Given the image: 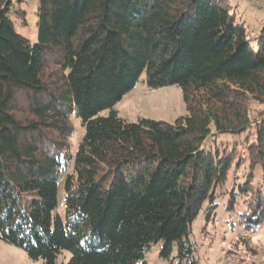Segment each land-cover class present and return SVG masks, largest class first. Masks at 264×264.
Returning <instances> with one entry per match:
<instances>
[{
    "label": "trees",
    "instance_id": "16d2710c",
    "mask_svg": "<svg viewBox=\"0 0 264 264\" xmlns=\"http://www.w3.org/2000/svg\"><path fill=\"white\" fill-rule=\"evenodd\" d=\"M22 2L0 0V242L43 264L62 251L67 264H147L153 245L195 264L191 226L245 164L227 209L244 198L239 237L264 225V115L248 112L264 104V27L249 33L231 0H37L30 43L14 28ZM142 75L179 87L186 115L121 119Z\"/></svg>",
    "mask_w": 264,
    "mask_h": 264
},
{
    "label": "rangeland",
    "instance_id": "374dc122",
    "mask_svg": "<svg viewBox=\"0 0 264 264\" xmlns=\"http://www.w3.org/2000/svg\"><path fill=\"white\" fill-rule=\"evenodd\" d=\"M232 3H242L241 0H231ZM17 6V5H15ZM37 0H23L20 7L25 12V23L15 20L16 32L27 38L30 43L36 42V18L34 11ZM243 16L249 33H257L264 27V9H257L250 4L242 3V9H237V17ZM249 115L255 120L264 115V104L251 102ZM117 115L127 121L136 122L137 119L145 118L153 121L173 123L177 118L186 115L185 104L182 98V91L177 86H168L152 90L146 87L144 75L137 82L135 88L127 93L119 103L114 106ZM108 111L100 115L105 116ZM71 123L74 126V134L70 139V150L76 151L83 129L80 127L75 115H71ZM243 141V135L240 136ZM226 140L235 141V138L227 139L225 136L216 140V145L225 146ZM240 142V141H239ZM238 143V141H237ZM223 144V145H222ZM230 145V144H228ZM241 146V148H240ZM239 150L244 152L242 142ZM247 164L237 174L231 173L226 185L217 189L214 203L215 211L209 221L205 219L206 204L202 207L197 218L191 226L190 240L196 245L195 264H264V225L254 234H242L239 226H233L232 222L237 219V213L244 209V198L237 196L234 210H228L227 204L229 192L233 186L234 175L242 181V176L248 171ZM244 178V177H243ZM258 181L255 172V182ZM54 214L64 217L63 190L59 185L57 194V206ZM159 245H153L145 253L147 264H168V261L158 256ZM70 254L62 251L57 257L55 264H67ZM0 264H43L42 260H30L25 253L14 246L0 242ZM186 264V263H184Z\"/></svg>",
    "mask_w": 264,
    "mask_h": 264
},
{
    "label": "crops",
    "instance_id": "0c3cea01",
    "mask_svg": "<svg viewBox=\"0 0 264 264\" xmlns=\"http://www.w3.org/2000/svg\"><path fill=\"white\" fill-rule=\"evenodd\" d=\"M241 2H242V3L246 2V3L250 4V5L253 6V7H256V6H254V5L250 2V0H241ZM242 3H238V4L233 3V4H235V6H236V12H237V9H238V8H240V10L242 9ZM256 8L258 9V7H256ZM243 16H244V15L242 14V16H239L238 18L241 19V20H243V21H246L245 19H243Z\"/></svg>",
    "mask_w": 264,
    "mask_h": 264
},
{
    "label": "built area",
    "instance_id": "2783aa9c",
    "mask_svg": "<svg viewBox=\"0 0 264 264\" xmlns=\"http://www.w3.org/2000/svg\"><path fill=\"white\" fill-rule=\"evenodd\" d=\"M250 2L254 6L264 9V0H250Z\"/></svg>",
    "mask_w": 264,
    "mask_h": 264
}]
</instances>
